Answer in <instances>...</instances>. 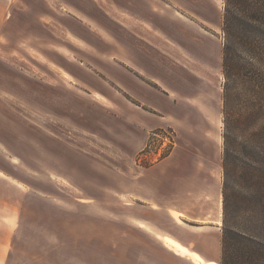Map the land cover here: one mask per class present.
<instances>
[{"label": "rangeland", "instance_id": "374dc122", "mask_svg": "<svg viewBox=\"0 0 264 264\" xmlns=\"http://www.w3.org/2000/svg\"><path fill=\"white\" fill-rule=\"evenodd\" d=\"M223 9V0H0V175L37 190L44 200L48 190L74 189V183L93 193L103 188L105 194L91 212L105 224L146 216L160 226L159 234L187 243L189 248L164 237L179 243L181 254L188 256L176 264H219L221 153L223 132L232 126L231 114L224 123L222 112ZM118 16H125L131 27L120 24ZM138 33L145 41L135 37ZM131 48L145 51L151 67L141 73L146 82L155 84V78L161 87L156 86L172 91L180 102L199 100L197 120L153 129L135 123L137 113L140 119L154 116L112 83L113 71L123 70L113 52L127 54ZM157 68L164 76L152 75ZM103 94L113 98L114 109ZM161 160V168L151 173L149 168ZM64 176L71 181L57 178ZM144 177L154 195L146 199L160 203L158 211L145 208L142 203L148 201L142 197L115 194L141 187ZM233 189L230 182V194ZM68 200L63 193L55 198L61 210L78 212ZM44 209L30 210L23 220L54 216L52 209ZM231 212L229 207L228 218ZM130 242L128 250L121 240L115 259L105 239L104 264L164 259L139 235L131 234ZM129 251L136 258L128 261Z\"/></svg>", "mask_w": 264, "mask_h": 264}, {"label": "crops", "instance_id": "0c3cea01", "mask_svg": "<svg viewBox=\"0 0 264 264\" xmlns=\"http://www.w3.org/2000/svg\"><path fill=\"white\" fill-rule=\"evenodd\" d=\"M116 19L120 24L131 27L120 16ZM142 24L146 28L147 22H142ZM135 37L142 40L146 39L140 33H138V36L136 34ZM113 53L116 55L112 57L114 60L116 59L118 66L123 69L112 73V83L114 87L116 86V91L121 89L135 100L137 106L145 105L147 108L144 110L154 116L153 118L144 116L143 119H140V114L137 113L133 118L137 125L144 123L149 125L151 129L162 127L165 124L179 127L177 124L181 121L192 120L194 122L199 118V115H201L197 107L199 100L191 97L192 99L189 98L186 102H180L172 94V91H163V88H159L160 83L154 77L151 78V81L154 78L153 82L155 84L144 80L141 74L142 71L144 73L151 67L149 68L143 49L131 48L129 51L127 50L128 55L123 50L114 51ZM156 70L152 72V75L155 77L164 76L162 70L159 68ZM103 95L108 100H113V98L110 99L107 95ZM112 107L115 108L114 101H112ZM162 164L161 160L150 167L149 171L152 173V170L161 168ZM57 178L71 181L66 176ZM139 180L142 181L141 187L129 191L125 190V193L124 190L118 189L115 194L118 196L125 195L128 198L136 197L140 199L139 201L144 198L143 201H148L142 203L145 208L149 211H158L161 204L146 199L154 196L146 186L149 180L145 177ZM17 181V179L8 175H0V264H71L69 262L71 257L80 260L83 264H104L103 247L105 239H109L111 242L112 257L118 259V246L121 240L126 241L128 250H130L132 244L130 242L131 234L139 235L150 247L154 246L158 249V255L164 256V259L157 257L159 259L157 260L150 253L152 255L151 259L158 261H156V264H167L160 262L168 260L176 264L180 263L185 257L188 258L185 254H181L183 248L179 243L168 238L164 239V237L169 236L178 242L181 241L172 235L159 234L160 226L146 216H137V219L133 218L129 221H107L105 224L104 220L98 217V214L91 212L98 208L100 204L98 198H103L105 194L103 188L95 190L93 193L74 183V186H76L74 189L60 188L59 192L48 190L46 192L48 198L44 200L37 190H26L20 187ZM77 192H80L83 197ZM57 193H61V196L62 193L66 194V197L69 198L67 202L75 203L78 206V212L65 211L57 207L58 204H56L55 198L60 196ZM86 197L95 199L90 200ZM72 198L76 201H72ZM40 206L46 208L47 211L44 209L46 211L44 213H48L52 209L53 212L50 214H54V216H46L48 220L45 221L31 220L28 222L29 219L23 220L29 218L28 213L31 212L30 210L39 212ZM33 211L31 214L35 215L36 212ZM173 212L177 214L178 211L171 209V213L179 217L178 214L176 215ZM28 223H31V226H28ZM25 228L31 230L27 229L28 231H25ZM119 228L126 232L120 234ZM38 229L42 230L39 232ZM68 231L69 236H67ZM65 232L66 236H63L62 234ZM46 233L52 234L53 237L45 236ZM182 244L188 246L187 243ZM59 245H62L64 249H61L62 247ZM68 249L71 251L65 256L66 258L63 257L64 259H62L60 256L66 254ZM138 255L139 258L146 259V255ZM131 257L136 258V255L129 251L128 261Z\"/></svg>", "mask_w": 264, "mask_h": 264}, {"label": "trees", "instance_id": "16d2710c", "mask_svg": "<svg viewBox=\"0 0 264 264\" xmlns=\"http://www.w3.org/2000/svg\"><path fill=\"white\" fill-rule=\"evenodd\" d=\"M223 2L222 112L224 123L231 114L232 126L221 153L219 264H264V0Z\"/></svg>", "mask_w": 264, "mask_h": 264}, {"label": "bare ground", "instance_id": "6f19581e", "mask_svg": "<svg viewBox=\"0 0 264 264\" xmlns=\"http://www.w3.org/2000/svg\"><path fill=\"white\" fill-rule=\"evenodd\" d=\"M121 17V19L127 24V25H131V22H129L127 19H125V16H120ZM133 25H135L136 26V24H137V21H135L134 23H132ZM206 113V112H205Z\"/></svg>", "mask_w": 264, "mask_h": 264}]
</instances>
